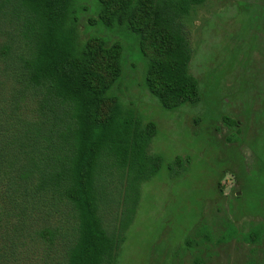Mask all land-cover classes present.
<instances>
[{
	"label": "rangeland",
	"instance_id": "rangeland-1",
	"mask_svg": "<svg viewBox=\"0 0 264 264\" xmlns=\"http://www.w3.org/2000/svg\"><path fill=\"white\" fill-rule=\"evenodd\" d=\"M97 3L76 0L80 40L100 36L123 44L124 73L113 93L145 122L157 124L150 152L164 158L158 175L142 186L117 264H264V0H205L192 9L184 19L192 49L189 71L200 83L202 100L175 111L164 109L146 88L148 62L138 42L92 21ZM20 13L16 0H0V264H33L16 260L18 201L10 188L16 106L31 113L41 98L19 82L28 54ZM177 157L184 167L172 171ZM101 184L103 220L118 236L126 177L109 169ZM60 209L63 214L53 211L48 221L42 219L46 209L34 217L30 211L27 219L29 231L45 222L66 229L51 253L54 264H63L75 227L70 208Z\"/></svg>",
	"mask_w": 264,
	"mask_h": 264
},
{
	"label": "trees",
	"instance_id": "trees-1",
	"mask_svg": "<svg viewBox=\"0 0 264 264\" xmlns=\"http://www.w3.org/2000/svg\"><path fill=\"white\" fill-rule=\"evenodd\" d=\"M16 1L28 44L19 82L41 97L31 113L21 103L16 106L17 153L10 177L13 200L18 201L13 213L16 260L55 263L51 253L66 229L45 222L29 231L27 219L30 211L34 217L46 209L42 219L48 221L53 211L60 216L66 206L75 227L63 264H117L142 186L163 167V156L150 152L158 126L145 122L113 93L124 73V46L100 36L82 43L76 0ZM97 1L98 18L92 21L138 42L148 62L145 86L162 107L175 111L198 105L202 92L189 71L192 49L184 19L205 0ZM175 166L184 167L181 157L169 169ZM109 169L126 177L118 236L109 232L102 216L101 182Z\"/></svg>",
	"mask_w": 264,
	"mask_h": 264
},
{
	"label": "flooded vegetation",
	"instance_id": "flooded-vegetation-1",
	"mask_svg": "<svg viewBox=\"0 0 264 264\" xmlns=\"http://www.w3.org/2000/svg\"><path fill=\"white\" fill-rule=\"evenodd\" d=\"M236 122V125H238L239 124V122H237V121H235Z\"/></svg>",
	"mask_w": 264,
	"mask_h": 264
}]
</instances>
